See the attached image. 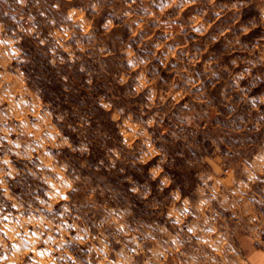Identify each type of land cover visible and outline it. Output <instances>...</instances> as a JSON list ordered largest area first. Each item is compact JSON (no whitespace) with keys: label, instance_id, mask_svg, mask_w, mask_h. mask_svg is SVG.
I'll return each instance as SVG.
<instances>
[{"label":"rangeland","instance_id":"rangeland-1","mask_svg":"<svg viewBox=\"0 0 264 264\" xmlns=\"http://www.w3.org/2000/svg\"><path fill=\"white\" fill-rule=\"evenodd\" d=\"M255 159L264 0H0V264H222Z\"/></svg>","mask_w":264,"mask_h":264},{"label":"crops","instance_id":"crops-1","mask_svg":"<svg viewBox=\"0 0 264 264\" xmlns=\"http://www.w3.org/2000/svg\"><path fill=\"white\" fill-rule=\"evenodd\" d=\"M254 164L239 182L238 202L216 192L212 199L218 197L222 205L207 203L200 209L209 215L204 224L208 245L222 264H264V160L255 159Z\"/></svg>","mask_w":264,"mask_h":264},{"label":"trees","instance_id":"trees-1","mask_svg":"<svg viewBox=\"0 0 264 264\" xmlns=\"http://www.w3.org/2000/svg\"><path fill=\"white\" fill-rule=\"evenodd\" d=\"M58 89H59V86L58 85H55V84H52V86L49 89L46 88L45 91H44V93H43L42 100L44 102H49V103H51L53 105L54 104V101H51V99L53 97L52 91L55 90L57 92ZM101 112H104V111H101ZM110 123L113 124L112 121H110ZM69 140H70L71 144L74 145V146H76L78 144L77 143V139H75L74 137L73 138L72 137H69Z\"/></svg>","mask_w":264,"mask_h":264},{"label":"clouds","instance_id":"clouds-1","mask_svg":"<svg viewBox=\"0 0 264 264\" xmlns=\"http://www.w3.org/2000/svg\"><path fill=\"white\" fill-rule=\"evenodd\" d=\"M142 162L143 163H147L146 160L145 161H142ZM162 171H163V168L162 167H159V166L156 169H154L153 172H152L153 178L155 179V177L157 175H159V173L162 172ZM164 183H167V181H164Z\"/></svg>","mask_w":264,"mask_h":264},{"label":"snow or ice","instance_id":"snow-or-ice-1","mask_svg":"<svg viewBox=\"0 0 264 264\" xmlns=\"http://www.w3.org/2000/svg\"><path fill=\"white\" fill-rule=\"evenodd\" d=\"M18 2H21V3H22V2H23V0H18ZM5 163H6V162H5Z\"/></svg>","mask_w":264,"mask_h":264}]
</instances>
